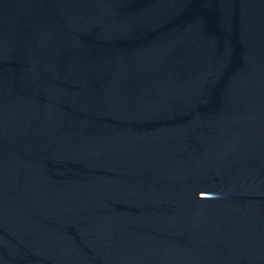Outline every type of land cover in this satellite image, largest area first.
Segmentation results:
<instances>
[{
  "label": "water",
  "instance_id": "95a60500",
  "mask_svg": "<svg viewBox=\"0 0 264 264\" xmlns=\"http://www.w3.org/2000/svg\"><path fill=\"white\" fill-rule=\"evenodd\" d=\"M0 264H264V0H0Z\"/></svg>",
  "mask_w": 264,
  "mask_h": 264
}]
</instances>
